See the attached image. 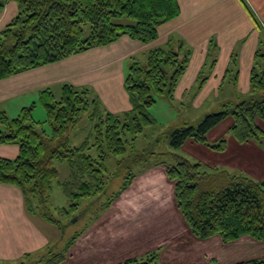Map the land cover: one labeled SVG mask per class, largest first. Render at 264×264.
<instances>
[{"label": "trees", "instance_id": "obj_1", "mask_svg": "<svg viewBox=\"0 0 264 264\" xmlns=\"http://www.w3.org/2000/svg\"><path fill=\"white\" fill-rule=\"evenodd\" d=\"M6 1L0 0V12ZM13 1L17 3L18 12L0 30V79L110 44L122 35L150 42L157 37L158 26L175 18L180 11L177 0ZM244 5L259 26L251 10ZM260 48L254 55L248 95L238 102L222 104L219 110L206 113L196 123L182 121L171 127L168 137L173 149L190 139L215 152H223L227 139L222 137L217 142H209L206 134L231 116L228 130L231 137L238 143L254 142L264 150V130L256 123L257 119L264 122V53ZM189 56L190 49L181 41L176 48L168 41L163 47L148 51L145 62L133 59L124 78L131 103L126 111L110 112L97 97H89L88 88L70 83H63L59 94L48 87L38 92L37 102L46 112L43 121L33 118V104L22 107L13 117L0 110V144L18 145L14 158L0 157V183L19 187L27 212H38L46 221L55 224L57 220L45 214L38 205L46 203L52 182L58 177L56 161H65L68 166L67 178L58 181L68 201L67 207H62L60 212L73 213L82 198L105 195L108 179L112 177L105 165L107 155L119 157L114 174L121 169L126 173L121 174L118 188L105 196L103 208L110 206L131 185L137 175L133 167L152 159L151 166H165L167 178L174 183L176 208L195 237L206 239L218 235L222 242L228 243L246 235L264 241V178L254 179L241 171L218 165L210 167L201 161L191 162L174 153L166 162L159 159L163 153H156L151 146L133 153L136 136L146 126L156 123L149 112L155 97L166 94L169 100L173 99ZM231 62H235L234 53L229 66ZM228 75L236 85L238 68L227 67L224 78ZM199 77L202 82L197 83V88L207 78L201 74ZM84 113L92 123L89 136L78 146H71L69 131ZM127 134L131 135L130 139ZM128 144L131 153L124 155ZM90 147L96 149L95 156L85 152ZM146 169L143 167L139 171ZM76 237L74 233L60 250L47 247L39 258L25 253L15 262L59 264ZM117 264L164 263L158 261V253L153 250ZM231 264H264V257Z\"/></svg>", "mask_w": 264, "mask_h": 264}, {"label": "crops", "instance_id": "obj_2", "mask_svg": "<svg viewBox=\"0 0 264 264\" xmlns=\"http://www.w3.org/2000/svg\"><path fill=\"white\" fill-rule=\"evenodd\" d=\"M249 1L251 4L247 2L255 15L257 13V17L264 25V0ZM177 2L179 14L159 25L157 37L150 42L143 43L122 35L110 44L93 47L59 61L0 79V110L13 117L22 107L33 104V110L40 114L42 107L37 102L38 92L48 87L55 94H59L63 83L86 87L90 91L93 88L101 105L110 112L129 110L131 103L124 85L127 63L133 59L142 62L148 51L163 47L168 41H171L174 48L181 41L185 48L190 49L187 67L175 87L171 101H189L191 106H200L210 91L217 92L225 85L227 79L224 78L225 71L235 51L239 59L238 77L236 85H233L231 79L227 84L229 94L226 103L238 102L246 97L249 93V76L254 55L261 47L263 32L245 7L244 0H177ZM17 12V3L7 0L0 12V30ZM212 48L214 52L211 51ZM140 54L142 58H136ZM210 57L213 62L207 65ZM204 67H209L212 72L198 88L199 91L190 96L189 91L194 88ZM234 86L239 88L237 95L232 94H236ZM44 119L42 117L37 120ZM225 120L230 126L231 119ZM256 123L264 130L262 120L257 119ZM218 124L212 128L214 135L219 129ZM188 140L186 143L188 146L197 144ZM228 141L230 146H235H232L233 152L231 147L229 150L227 144L226 149L217 155L220 156L219 160L206 163L211 167L220 164L229 170L244 172L254 179L264 178L262 165L264 150L254 142L238 143L232 137H229ZM196 146L201 148L200 150H208L201 145ZM242 148L247 154L253 153V156L248 157L238 152ZM17 153V144H0V157L14 158ZM164 169L165 166L162 164L152 165L139 176H135L131 185L114 199L110 206L100 212L103 220H111L99 223L98 215L91 224L77 230L74 243L59 264H117L125 259L139 257L148 251L159 249H162L158 254L159 259L164 257L165 250L170 252L169 259L162 260L165 264H231L264 257V254L255 256V251L250 254L233 253L240 247L249 249L258 244L255 243L257 240L246 235L228 243L222 242L218 235L206 239L195 237L176 208L173 196L174 183L167 178ZM134 185L140 188L139 191L148 190L152 197L147 200L149 202L142 196H139L138 202L137 198L135 202L131 201L130 205L135 206L136 211L138 203L143 208L149 206L148 210L161 205L172 215L144 217V227L137 223L132 227L133 223L130 222L128 215H124V219L118 217L119 215L116 217L109 215L110 209L125 201L127 192L131 190V193H134L133 190H136L133 189ZM165 185L167 197L163 198L159 196V188ZM122 206L125 208L123 203ZM114 224L121 225L116 228ZM57 235L56 231L48 228L46 230L27 212L19 187L0 183V264L15 262L25 253H31L33 256L43 254L47 247H56L54 243L58 240L53 244L52 241ZM229 246L232 248L227 249Z\"/></svg>", "mask_w": 264, "mask_h": 264}, {"label": "rangeland", "instance_id": "obj_3", "mask_svg": "<svg viewBox=\"0 0 264 264\" xmlns=\"http://www.w3.org/2000/svg\"><path fill=\"white\" fill-rule=\"evenodd\" d=\"M249 3L250 1L247 0ZM244 2L247 4L248 8L251 10V12L253 13L255 19L258 21L259 23V27H261L262 29V38L261 40L263 41L261 44V51L262 53H264V25L263 23H261L260 19L257 17V13L255 15V12L252 10L250 4L248 2ZM214 49L212 48V52ZM213 54H211L212 56ZM147 57V54L145 55V57L143 56L144 60L142 62H145ZM234 57H235V62L230 64L229 67H231L232 69H237L239 68V59H238V54L237 51H235L234 53ZM136 58H142V55L140 54L138 57ZM213 59L210 57V59L207 62V65H210L212 63ZM131 61H129L127 63V69L130 65ZM212 72V71H211ZM210 68L209 67H204L203 72H201V75H203L204 77H209L210 75ZM232 75V74H230ZM230 75L227 76L226 79V83L225 85L217 90V92L214 91H210L208 93L207 99L198 107H194L193 105H189V101L186 102H179V101H171L167 98L166 94H160L157 95L156 101L155 103L149 108V112L151 113V115L155 118L156 123L153 124L152 126H146L143 131L138 134L135 138L134 141V146H135V151L133 153H140L142 151H144L145 149H147L149 146H151V148L156 152V153H163L161 157H159V159H164L166 160V162H168L170 160L171 157V153L174 154H179L183 157H185L186 159H188L191 162H196V161H201L202 163L206 164L207 166L208 163L206 162H212L215 160H219L220 156H217L219 154H221V152H215L211 149H209L207 146L203 145L202 143H197V144H192L190 146H188L186 143L189 140H186L185 143H183L179 148L177 149H173L170 145L169 142V137H168V132L171 129V127H174L176 125H178L179 123H181L182 121L184 122H190V123H196L198 119H200L203 115H205L208 112L211 111H217L221 108V105L226 103V98L227 95L229 94L227 91V84L230 83ZM202 82L201 77L198 78L197 83ZM197 83L195 84L194 88L191 90L190 96H194L199 90L197 88ZM234 89L236 90V94L232 93L233 95H237V93L239 92V88L234 86ZM89 97H96L95 91L93 88H91L90 91V95ZM245 98V97H244ZM41 112L40 114H38L35 110L32 109V116L35 120H37L38 118H46V112L44 111V109H40ZM225 119H231L232 122V117L228 116V118H224L223 121H220L218 124L219 129L217 130V134L214 135L212 134L213 130L212 128L207 132L206 137L208 139L209 142H217L220 138L225 137L227 139V144L230 150L231 147V152H233L232 150H234L233 145H229V141L228 138L231 137L230 133H229V125L227 124ZM38 121V120H37ZM45 126V128L48 130L49 127L47 125V123L43 124ZM91 126L92 123L89 120L88 116L86 113H84L82 115V117L80 118V120L76 123V125L74 127H72L69 131V140H70V145L71 146H78L85 138H87L89 136V132L91 130ZM216 126V125H215ZM214 126V127H215ZM213 127V128H214ZM216 129V128H215ZM127 138L130 139L131 135L127 134ZM196 145H201L203 147L208 148V150H200L201 148H198ZM233 146V147H232ZM86 153L95 156L96 155V149L94 147H90L89 149L85 150ZM238 152H240L241 154H244L245 156L248 157H252V154H247V152L242 148L241 150H239ZM130 148H129V144L127 145V150L125 152L124 155L130 154ZM119 157H116L114 155H107V157L105 158V165L108 169V171L111 173V178L108 179V183L106 186V192L104 193L105 195H100L99 198L95 197V198H82L79 202L78 205V209L73 212V213H63L60 212V209L62 207H67L68 205V201L65 197V195L63 194V191L61 189V187L58 185V181H63L64 179L67 178L68 176V166L66 164L65 161H56V166L58 168V177L56 179L53 180L52 182V189L47 197V201L45 204H41L38 205V208L42 211H45V214L47 215H51L52 217H54L55 220H57V222H55V224H51L48 221H46L42 216H40L38 214V212L35 213H31V216L34 218V220L37 223H41L42 226L45 227V229L47 230H53L57 232V236L56 238L52 241V244L54 242V245L56 247H54V250H60L63 245L65 244V242L77 231L79 230L81 227L84 226H88L89 224H91V222L94 221V218L97 217L101 211H103V207H102V202L105 198L106 195H109L110 193H112L113 191H115L118 186L120 185L121 181H122V176L121 174L126 173L125 169H121L119 170V173H115L117 172V168H116V161ZM152 162H154V160L150 159L147 162H143L142 165L140 166H134L133 167V171L135 173H137L136 177L140 175V173L144 172H140L139 170L141 168H149V166H151ZM219 162V161H218ZM217 163V162H216ZM220 165V164H218ZM264 166V164H262ZM223 166V165H220ZM211 167V166H210ZM264 168V167H263ZM139 173V174H138ZM120 174V175H119ZM246 174V173H245ZM114 175V176H113ZM134 180V179H133ZM157 184V183H155ZM136 190H133L134 193H131V190L129 192H127L126 194V198L125 201H121V204L114 206V208L110 209L108 214L109 215H114L116 217V215H119L118 217H121L124 219V215H128L129 220L132 224V227L135 225V223L142 225L143 227L145 226V218H149L152 215H172L169 212H166L164 210V208L160 205V207H155L153 209H149V206L146 207H142L139 203H138V211H136V208H134L132 205H130L131 201L135 202V199L137 198V202L140 201L139 196H142V198H146V201L151 197V194H149L147 191L145 190H141L139 191V187H135L134 188ZM159 196L166 198L167 196V186H163L162 188H159ZM141 192V193H140ZM152 193V191H151ZM149 202V201H147ZM122 203L124 204L125 208L122 206ZM136 204V203H135ZM130 208H129V207ZM35 209V208H34ZM167 209V208H166ZM142 212V214H141ZM139 216V217H137ZM131 217V218H130ZM97 218H99V223L101 222H108L111 219H102L101 215H99ZM116 223V222H115ZM144 223V224H143ZM121 224L117 225L114 224V226L117 228L119 227ZM138 227V225H137ZM139 228V227H138ZM258 243L257 245H255V247H251L249 249H246L245 247H240L238 248V250L236 252H233L234 254H250V252H254L255 251V256L256 255H262L264 254V242H256ZM53 245V246H54ZM233 246V245H232ZM232 246H229L227 249H231ZM162 249L159 250H155L157 251V253L159 254V252H161ZM227 251V250H226ZM43 254H38L36 256H34L35 258H39L40 256H42ZM170 255V252H168V250H165L164 253V257H160V259L158 258V261L160 263H164L163 261L166 259H169L168 256ZM226 255L228 256V254L226 253ZM159 257V256H158ZM173 257V256H172ZM163 260V261H162ZM12 264H17V262H12ZM165 264V263H164Z\"/></svg>", "mask_w": 264, "mask_h": 264}]
</instances>
